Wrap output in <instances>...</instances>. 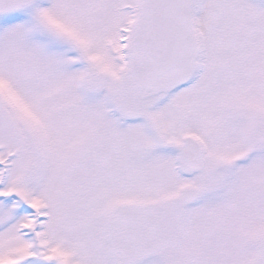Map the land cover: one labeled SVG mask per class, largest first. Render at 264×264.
<instances>
[{
	"label": "snow or ice",
	"instance_id": "obj_1",
	"mask_svg": "<svg viewBox=\"0 0 264 264\" xmlns=\"http://www.w3.org/2000/svg\"><path fill=\"white\" fill-rule=\"evenodd\" d=\"M0 264H264V0H0Z\"/></svg>",
	"mask_w": 264,
	"mask_h": 264
}]
</instances>
